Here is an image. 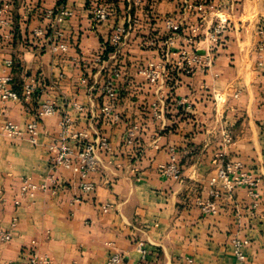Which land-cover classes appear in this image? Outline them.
I'll return each instance as SVG.
<instances>
[{
	"label": "crops",
	"instance_id": "obj_1",
	"mask_svg": "<svg viewBox=\"0 0 264 264\" xmlns=\"http://www.w3.org/2000/svg\"><path fill=\"white\" fill-rule=\"evenodd\" d=\"M98 5L109 12L102 23L92 20ZM63 7L72 16L61 23L42 16ZM10 13V26L0 29V76L11 60L10 88L21 95L34 80L37 90L17 101L0 98V230L12 236L0 242V264H31L30 251L35 264H106L110 253L137 264L139 248L143 264H264V0H18ZM218 23L225 30L212 44ZM116 26L127 34L113 47ZM196 26L199 39L189 45ZM38 27L47 28L45 37H34ZM57 30L65 53L51 51ZM192 51L202 64L185 74L183 56ZM153 70L162 73L155 83L147 76ZM115 71L110 100L103 85ZM45 101L56 112L38 121L36 144L24 132L6 137L5 121L24 130ZM102 138L108 149L97 153L90 193L75 166H51L61 139L76 151ZM171 157L179 181L158 170ZM227 166L238 167L231 178L244 174L250 184L226 190L218 172ZM25 178L45 190L20 198Z\"/></svg>",
	"mask_w": 264,
	"mask_h": 264
},
{
	"label": "built area",
	"instance_id": "obj_2",
	"mask_svg": "<svg viewBox=\"0 0 264 264\" xmlns=\"http://www.w3.org/2000/svg\"><path fill=\"white\" fill-rule=\"evenodd\" d=\"M134 2V4H139L142 0H131ZM12 4V0H0V29L8 28L11 23V13H10V7ZM197 10L201 15V19L205 16V7L203 4H200L197 6ZM42 16L45 20L53 23H61L64 20L70 18L72 16V11L69 8L63 7L60 9H51L46 10L42 13ZM109 17V12L106 6L104 5H98L92 10V20L95 23H102L106 21ZM167 27L170 30H177V27L174 26V24L170 21H167ZM225 30V27L223 24L218 23L214 25L212 28L210 34H209V40L212 44H218L221 40L223 31ZM127 34V29L124 26H116L109 38V42L113 47L119 46L125 35ZM34 37H45L47 35V28L45 27H38L33 31ZM200 35V29L199 26L193 27L190 30L189 36L186 38V41L189 45H194L197 40L199 39ZM50 48L52 52L55 53H65L68 49V44L65 39V36L63 32L60 30L54 31ZM209 61V58H208ZM12 61L7 60L4 62V68L5 72L0 76V98L2 101H17L21 97L22 98H29L31 97L37 90L36 83L34 80H31L24 84L22 94L19 95L15 91H13L10 88V85L12 83V77L8 73V70L12 67ZM202 61L201 58L196 54V51H192L189 56H183V65L182 69L185 74H191L193 70L197 66H201ZM148 79L150 82L155 83L157 82L161 76L162 73H160L157 70H153L148 73ZM119 77V74L115 71L113 72L112 76L108 78L104 85H103V91L105 95L110 99L114 100L117 96V84L116 80ZM75 108H79L76 104H74ZM56 107L52 102L45 101L42 104L39 105L37 112H36V119L27 123L24 127V130L19 125H16L10 121H5L2 126V131L6 135L7 138H18L21 136V134L24 132L28 136V140L32 144H36L39 130H38V121L44 117L51 116L55 114ZM103 112L107 116H112V109L109 106L103 107ZM61 125L63 127V130L65 133H67L69 127H70V119L64 118L61 122ZM130 136L132 137L133 134L130 133ZM86 136H82V138H85ZM228 141V139H227ZM130 143V141H129ZM108 149V143L106 139L102 138L99 140L98 143H89L85 142L82 143L80 146L77 147L76 151H73V149L70 148V146L66 143L64 140H60L56 145V153L51 158L50 164L52 167H63L65 169L72 168L75 166L77 168V171L80 175V188L84 193H90L93 190V185L91 182L88 181V176L94 172L98 166V152L106 151ZM238 167L235 166H227L224 169H220L218 172V180L221 181L223 184V187L231 191L235 186L249 183L248 177L244 174H240L239 176H233L230 177V174H233L234 170ZM159 172L166 177H169L171 179L179 181L181 179V171L176 164V161L174 157H171V161L166 165H160L158 168ZM215 181V179L213 180ZM250 184V183H249ZM44 185H37L34 182H32L30 179L25 178L21 186L19 188V197H33L34 194L39 190H45ZM216 196V195H215ZM4 198L2 193L0 192V203L3 202ZM75 202H79L78 199L75 200ZM15 206L19 205V200H14ZM107 207H104V210H106ZM205 209L207 211L214 212L215 206L213 204H208ZM16 226V220L14 219L11 222V228H14ZM12 238L11 233L8 231L0 230V242H8ZM245 244V242H244ZM243 243L236 242L235 243V254L237 258L242 261L244 259V256L242 252L240 251L241 246ZM140 253V261L137 264H143L144 260L146 259V253L143 249L139 248ZM24 254V253H23ZM28 262L31 264H35L37 262V258L35 255H33V252L30 251L29 253ZM38 262H42L44 264L48 263V260L45 258L40 259ZM190 262V260L188 261ZM106 264H123L122 256L118 253H110L107 257Z\"/></svg>",
	"mask_w": 264,
	"mask_h": 264
},
{
	"label": "trees",
	"instance_id": "obj_3",
	"mask_svg": "<svg viewBox=\"0 0 264 264\" xmlns=\"http://www.w3.org/2000/svg\"><path fill=\"white\" fill-rule=\"evenodd\" d=\"M12 3L14 4V6H16L18 3V0H12Z\"/></svg>",
	"mask_w": 264,
	"mask_h": 264
}]
</instances>
